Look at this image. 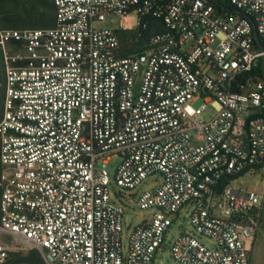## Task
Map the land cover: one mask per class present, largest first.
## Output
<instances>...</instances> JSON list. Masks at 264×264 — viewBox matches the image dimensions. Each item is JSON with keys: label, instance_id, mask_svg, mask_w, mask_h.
I'll return each instance as SVG.
<instances>
[{"label": "built area", "instance_id": "2783aa9c", "mask_svg": "<svg viewBox=\"0 0 264 264\" xmlns=\"http://www.w3.org/2000/svg\"><path fill=\"white\" fill-rule=\"evenodd\" d=\"M52 3L51 27L0 26V264L32 249L46 264H154L168 241L178 264H251L264 0ZM257 173L261 187L233 185ZM148 179L134 200L151 215L125 229L112 186ZM183 211L194 231L172 236Z\"/></svg>", "mask_w": 264, "mask_h": 264}, {"label": "rangeland", "instance_id": "374dc122", "mask_svg": "<svg viewBox=\"0 0 264 264\" xmlns=\"http://www.w3.org/2000/svg\"><path fill=\"white\" fill-rule=\"evenodd\" d=\"M45 3L50 2L51 0H0V19L7 17L14 12L19 11L22 8H35L38 2ZM117 18L114 19V25H117ZM24 26H20L16 29L25 30V29H35V28H44L48 26H40L38 21L27 20L24 22ZM2 28L11 29L9 25H5L1 22L0 25ZM35 26V27H33ZM103 26L108 27L109 21ZM15 29V28H14ZM2 80V75L0 72V81ZM1 91L2 88L0 87ZM3 92V91H2ZM1 92V96H2ZM2 115V101H0V119ZM119 159H114L112 165L109 167L110 176L114 178L115 167L118 164ZM234 186L240 187H261L262 186V177L259 173L255 175L246 174L241 179H239ZM152 187V179H148L144 181L135 191L131 190H122L115 183L112 186L113 192V200L117 204L123 206L125 210L124 218H123V226L125 229L132 230L134 227L139 225L144 218H147L151 215L150 210H140L135 205L134 197H136L135 193H140L141 191L148 190ZM122 192L124 195L120 197L119 193ZM184 231H194L191 224L190 218L188 214L183 211L179 218L175 221L172 226L171 234L172 236H178L180 233ZM198 237L207 245H210L211 242L203 236L198 235ZM4 264H44L42 260V255L35 249L28 250L25 252H21L16 256H11ZM154 264H178L172 257L170 252V244H168L166 248L161 252L155 255ZM251 264H264V209H263V217H262V227L260 232L258 233L257 240L254 246L252 263Z\"/></svg>", "mask_w": 264, "mask_h": 264}, {"label": "trees", "instance_id": "16d2710c", "mask_svg": "<svg viewBox=\"0 0 264 264\" xmlns=\"http://www.w3.org/2000/svg\"><path fill=\"white\" fill-rule=\"evenodd\" d=\"M27 20L28 21L29 20L38 21L39 24H41L40 26L42 25L48 26V27L53 26L55 22V8L52 3V0L50 2L47 1L46 5L45 3L43 4L39 1L35 8H32V7L22 8L19 11L14 12L13 14L7 17L2 18V21L0 19V25H1V22H3L5 25H9L10 27L12 26L13 28L11 29H14V28L16 29L20 26H24L25 25L24 22H26ZM0 68H1V63H0ZM2 91L0 89V101L3 100ZM1 92H2V96H1ZM16 255L18 254H14L13 256H16ZM44 264L46 263L44 262Z\"/></svg>", "mask_w": 264, "mask_h": 264}]
</instances>
